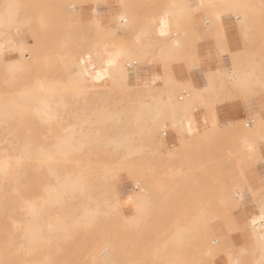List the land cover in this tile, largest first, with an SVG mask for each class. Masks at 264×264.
Here are the masks:
<instances>
[{"label": "rangeland", "instance_id": "374dc122", "mask_svg": "<svg viewBox=\"0 0 264 264\" xmlns=\"http://www.w3.org/2000/svg\"><path fill=\"white\" fill-rule=\"evenodd\" d=\"M8 1L0 0V11ZM12 1L16 19L26 22H11L13 29L20 28L17 39L23 48L0 55V162L5 163L0 171V264H214L219 256H227L231 264H240V258L253 264L255 247L261 249L257 259H264L262 227L253 224L264 216V202L245 223L239 217L247 174L261 161L256 132L262 127L264 139V120L258 123L257 116H250L219 121L213 115L217 103H248L263 94L264 68L211 73L201 88L165 74L163 83L150 91L154 98L136 78L104 77L78 85L72 81L75 64L93 46L104 47V56L124 49L117 60L141 56L147 43L155 53L162 24L155 31L145 26L130 32L132 24L140 23L136 13L146 17L147 11H138L145 0ZM113 2L121 7L104 26L91 5ZM89 6L93 22H86L83 13ZM120 10L128 17L122 29L115 24ZM143 29L146 37L136 41ZM170 35L172 50H179L177 30ZM248 35L245 53L258 56L263 65L264 37L254 43ZM10 57L21 63L14 72L6 68ZM244 57L239 52L232 61L237 64ZM173 59L165 58V64ZM208 82L211 88L205 87ZM79 86L85 93L74 97ZM46 92L52 94V105L59 102L62 107L43 122L34 105ZM167 100L180 104L179 125L170 123L164 106L155 124L135 120L141 103ZM197 109L209 116V126L199 131L192 116ZM104 110L120 111V121L98 119L96 114ZM83 117L91 119L82 125L94 140L43 158L41 151H53L69 133L65 128ZM123 133L132 135L131 153L107 143ZM65 179H78L81 186L53 195L51 187ZM260 190L264 193V187ZM137 201H143L142 208L134 206ZM26 203L33 204L35 216L27 214ZM58 223L65 227L54 226ZM242 229L248 232L244 242L255 247L243 251L239 246L235 252L233 234Z\"/></svg>", "mask_w": 264, "mask_h": 264}, {"label": "crops", "instance_id": "0c3cea01", "mask_svg": "<svg viewBox=\"0 0 264 264\" xmlns=\"http://www.w3.org/2000/svg\"><path fill=\"white\" fill-rule=\"evenodd\" d=\"M186 3V4H185ZM115 2L111 5H98L96 19L105 26L112 22L114 13L118 9ZM90 6L84 11L86 22H93L90 16ZM147 11L146 17L136 13L140 23L132 24L131 34L145 26L158 28L161 24L167 31L164 36L177 30L182 46L179 50H172L171 55L166 50L160 54L157 61H151L136 69L139 82L150 83L153 75H160L161 85L163 75H173L176 80L190 81L195 87L201 88L205 77L211 73H232L234 69L253 68L256 72L264 68L257 62L258 56L245 53L247 51V35L251 33L254 43L261 42L264 37V0H145L138 11ZM236 16V17H235ZM168 17V18H167ZM241 22H245L241 24ZM247 22V23H246ZM249 22H253L252 25ZM152 30V29H151ZM121 31H117L120 33ZM246 33V34H245ZM155 49V48H154ZM239 52L244 53V58L234 64L233 56ZM172 56L173 61L165 64V58ZM156 62V63H155ZM213 115L219 121H238L250 116H257L264 120V93L253 97L248 103L242 99H230L215 104ZM194 127L199 131L202 127L209 126V116L205 110L193 111ZM262 130H257L258 157L261 159L256 168L247 174V184L244 186L241 197L239 217L243 223L248 220L254 210H258L264 202V139ZM252 191H258L252 195ZM264 240V226L260 229ZM243 229L233 234L232 248L255 245L246 243ZM248 233V232H247ZM255 255L253 264H264V259H257L260 248ZM214 264H231L227 256H219ZM240 264H246L241 260Z\"/></svg>", "mask_w": 264, "mask_h": 264}, {"label": "bare ground", "instance_id": "6f19581e", "mask_svg": "<svg viewBox=\"0 0 264 264\" xmlns=\"http://www.w3.org/2000/svg\"><path fill=\"white\" fill-rule=\"evenodd\" d=\"M91 11L92 14L96 17V13H97L96 3L91 5ZM116 20L117 22H115V24L118 28L121 29L125 28L128 24V17L126 13L121 10L117 12ZM11 22H26V21H19L16 19V6L12 0H9L5 8L2 11H0V55H2L4 52L13 53L23 48V46L19 43L17 39V35L20 28L13 29L12 27L14 26L11 24ZM146 32L147 30L143 29L139 34V36L137 37L135 36L136 41L139 40L140 36L146 37ZM157 33L159 36L155 47L156 49L155 53L148 51V43H147L143 48V54L137 57L128 55L124 58L122 57L121 60H117L118 57H121L125 53L124 49L117 48L113 52H109L104 56L102 54L104 52V47L101 46L100 48H98L96 46H93V48L90 51H88L85 57H83L81 60L76 62L75 64L76 71L72 75L73 83L80 85L88 80H100L101 78L104 77L109 78L112 81H116L119 79L121 80L128 79L130 81H135V78L137 80L136 69L138 67L144 66L145 64L150 63L151 61L152 62L157 61L160 54L165 53L166 50L170 54L171 50L175 48L174 38L170 34L168 36H164V34L167 33V30L165 28L160 26V28L157 30ZM155 55L157 56V59L153 60L152 57ZM20 65L21 63L18 61V59L13 57H10L6 61V68L10 72H14L17 68L20 67ZM232 74L234 75L233 72ZM160 80H161L160 75H153L150 83H146L142 81L139 82L138 80L137 81L140 83V86L144 90L149 91L147 95L154 98L153 95L155 94L153 93L152 95V92L150 91H153L155 88H157L158 84L155 83L160 82ZM205 87L211 88V83L208 82V84H206ZM84 93H85L84 89L79 86V88H77V90L73 92V95L74 97H79ZM50 95H52L50 92H46L44 95L41 94L36 104L34 105L35 113L39 116V118L43 122H46L51 118L55 117L56 115H58L60 113L59 107L60 108L62 107V103L59 105V102H54V105H52L50 100L51 97ZM19 96L24 98L26 94L21 92L19 93ZM173 101L175 102L174 99ZM180 101L181 100H179V102ZM172 102L168 100L163 103L156 101L152 105H149L147 103H141L136 111L135 120L144 119L145 121H151L153 122V124H155L156 120H158L159 114L160 115L162 114L161 106H164L169 109L168 119L170 123L173 126H177L181 122V118L179 117L180 104L174 102L172 103ZM188 102L189 99L185 97V99L182 101V104L186 105V103ZM164 107L162 108L164 109ZM120 114H121L120 111L104 110L98 112L96 115H98V119H100L103 122L113 121L114 123H117L120 121ZM89 121L91 122V119L87 117L75 119L76 122L75 124L69 125L65 128L69 133L62 135L58 139V142L55 145L56 148L53 151H49V150L41 151L42 157L50 160L53 154L65 153L67 148H80L84 144L91 143L94 140L95 136L88 133L87 130H89V128L84 127L82 125V123ZM131 138H132L131 133H123L115 136L114 138H112L111 141H108L107 143H113L116 146H122L126 149L127 153H131L132 152ZM4 167H5V163L0 162V171H2ZM80 186H81V182L78 179H72L68 181L66 179L61 180L58 182L57 186L51 187L52 194L61 196L67 192V188L69 189L68 191L70 193H73ZM143 205H144L143 201H137L136 203H134V206L139 209L142 208ZM24 206L27 209L28 215L35 216L31 214L34 213L35 211L33 204L26 203ZM87 212H89V210H87ZM253 224L257 227H263L264 216L253 220ZM58 225L61 228L65 227L63 223H58L55 224L54 226H58ZM32 231L33 229H29L28 233H31Z\"/></svg>", "mask_w": 264, "mask_h": 264}]
</instances>
